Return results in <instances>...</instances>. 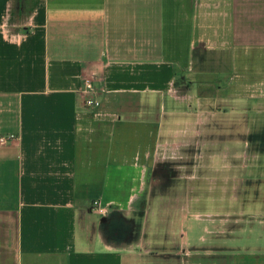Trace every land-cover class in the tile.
Listing matches in <instances>:
<instances>
[{
	"label": "crops",
	"instance_id": "crops-1",
	"mask_svg": "<svg viewBox=\"0 0 264 264\" xmlns=\"http://www.w3.org/2000/svg\"><path fill=\"white\" fill-rule=\"evenodd\" d=\"M252 80L264 0H0V264H264V215L155 180L186 97Z\"/></svg>",
	"mask_w": 264,
	"mask_h": 264
},
{
	"label": "rangeland",
	"instance_id": "rangeland-1",
	"mask_svg": "<svg viewBox=\"0 0 264 264\" xmlns=\"http://www.w3.org/2000/svg\"><path fill=\"white\" fill-rule=\"evenodd\" d=\"M249 83L187 96L184 123L159 148L155 180L191 186L202 215H264V82Z\"/></svg>",
	"mask_w": 264,
	"mask_h": 264
},
{
	"label": "built area",
	"instance_id": "built-area-1",
	"mask_svg": "<svg viewBox=\"0 0 264 264\" xmlns=\"http://www.w3.org/2000/svg\"><path fill=\"white\" fill-rule=\"evenodd\" d=\"M85 94V104L89 108H96L101 105V101L99 98L96 96V90L95 88L92 87V85L89 83L88 86L83 90ZM15 135H10V136H1L0 137V146H6L11 142H14L16 140ZM93 208L100 213L101 215H108L109 213V208L104 206L100 200H95L94 201V206Z\"/></svg>",
	"mask_w": 264,
	"mask_h": 264
}]
</instances>
